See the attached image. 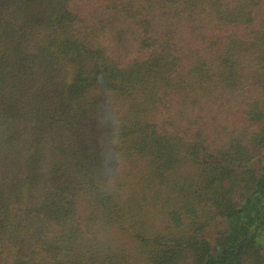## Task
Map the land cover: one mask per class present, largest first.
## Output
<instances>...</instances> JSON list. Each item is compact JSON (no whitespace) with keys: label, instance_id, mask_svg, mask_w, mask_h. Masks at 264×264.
Listing matches in <instances>:
<instances>
[{"label":"trees","instance_id":"16d2710c","mask_svg":"<svg viewBox=\"0 0 264 264\" xmlns=\"http://www.w3.org/2000/svg\"><path fill=\"white\" fill-rule=\"evenodd\" d=\"M0 264H264V0H0Z\"/></svg>","mask_w":264,"mask_h":264}]
</instances>
